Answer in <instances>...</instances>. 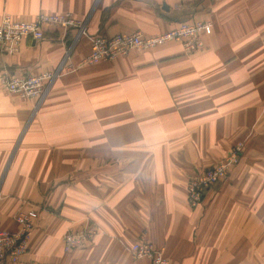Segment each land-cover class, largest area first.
<instances>
[{"label": "crops", "instance_id": "obj_1", "mask_svg": "<svg viewBox=\"0 0 264 264\" xmlns=\"http://www.w3.org/2000/svg\"><path fill=\"white\" fill-rule=\"evenodd\" d=\"M69 13L84 34L44 29L0 74H55L41 99L0 85V231L37 210L16 264H150L146 242L170 264H264V0H0V19ZM206 21L203 47L168 43L77 68L90 38L161 35ZM244 142L240 162L186 202L189 179ZM87 225L92 240L65 253Z\"/></svg>", "mask_w": 264, "mask_h": 264}, {"label": "built area", "instance_id": "obj_2", "mask_svg": "<svg viewBox=\"0 0 264 264\" xmlns=\"http://www.w3.org/2000/svg\"><path fill=\"white\" fill-rule=\"evenodd\" d=\"M55 27L62 32L74 31L76 38L83 35L86 22L76 20L69 13L38 14L30 21H16L8 14L0 19V53L16 55L26 40L42 42L44 29ZM211 25L206 21L180 23L174 29L161 35L143 37L139 33L116 35L110 38L93 36L90 38L88 54L79 61L77 68L98 63L113 62L126 57L134 51H147L168 43L180 44L185 54H193L203 47L201 37L210 35ZM55 74L11 77L0 74V85L5 92L16 95L22 100L41 99L46 87L53 81ZM242 145H234L216 164L201 172H196L186 187V202L195 208L202 202L204 195L214 185L227 178L238 163ZM37 210L19 211L14 221L16 230L0 231V264H16L26 254L31 229L37 219ZM98 228L87 225L81 230L68 232L62 238L65 253L80 249L88 244L97 234ZM135 258H146L150 264H170L161 252L146 242H137L131 247Z\"/></svg>", "mask_w": 264, "mask_h": 264}, {"label": "rangeland", "instance_id": "obj_3", "mask_svg": "<svg viewBox=\"0 0 264 264\" xmlns=\"http://www.w3.org/2000/svg\"><path fill=\"white\" fill-rule=\"evenodd\" d=\"M236 144H241V145H242V151H241L240 156H239V159H238V163H239V162H240V159H241V157H242L243 151H244V142H243V141L236 142V143H234V144L231 146V148H232L234 145H236ZM231 148H230V149H231ZM230 149H229V150H230ZM227 153H228V152H227ZM227 153H226V154H227ZM226 154H225V155H226ZM238 163L235 165V167L238 165ZM235 167H234V168H235ZM201 171H203V170H200L199 172H201Z\"/></svg>", "mask_w": 264, "mask_h": 264}]
</instances>
